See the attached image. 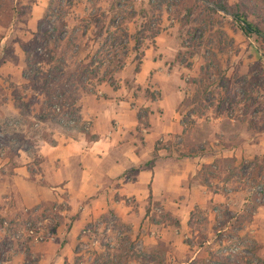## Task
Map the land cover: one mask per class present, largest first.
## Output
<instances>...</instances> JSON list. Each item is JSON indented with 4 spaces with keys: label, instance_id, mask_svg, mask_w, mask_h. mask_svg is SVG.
<instances>
[{
    "label": "rangeland",
    "instance_id": "rangeland-1",
    "mask_svg": "<svg viewBox=\"0 0 264 264\" xmlns=\"http://www.w3.org/2000/svg\"><path fill=\"white\" fill-rule=\"evenodd\" d=\"M181 1L172 0L173 4L168 6L163 4L159 14L151 11L149 0H61L60 4L53 6L56 12L50 16L55 34L60 32L56 57L71 63L79 59L92 61L98 57L104 61L100 73L108 70L107 77L114 85L125 82L139 88L141 85L135 82V74L145 50L156 44L160 34L172 36L161 41H172L170 53L163 52L165 65L172 70V83L175 81L187 94L183 104L187 127L193 126L194 110L200 108L203 113L186 143L207 153L219 145H241L243 140H249L253 147V151L233 156L232 160L221 161L225 158L222 156L211 164H204L203 169L213 183L209 190L228 200H212L207 207L196 205L191 210L189 228L181 232L180 237L167 238L169 243L167 240L158 241L156 248L135 237L128 223L107 214L85 226L70 258L64 256L67 236L59 235L58 227L51 228L56 220H60L65 228L70 223L63 214L66 201L40 206L38 213L30 215L33 219L30 221L27 210L12 208L13 199L10 198L0 202V218L8 221L6 229L0 225V264H15L17 255L21 264H51L57 256L63 258L64 264H264V153L258 148L264 131L253 128L251 116L244 111L246 92L264 105V59L260 44L256 37L245 35L232 14L222 10L217 14L200 8L186 17ZM227 1L234 5L239 0ZM7 2L0 10V40L9 37L12 45L5 50V56L16 60L17 46L20 44L26 56L23 46L30 49L38 28L33 31L28 27L33 0ZM14 4L19 6L16 18L13 16ZM260 5L264 7L263 1ZM143 7L147 12L150 10L146 17L141 12ZM99 9L100 24L104 26L102 31L90 18V13ZM116 14L118 16L113 20ZM148 20L152 27L160 29L157 36L141 27ZM137 36L140 37L138 46ZM173 41L176 47H173ZM217 62L221 73L214 67ZM228 86L233 94L238 92L237 98L241 97L243 101L234 103L233 108L226 103L219 113L220 95ZM3 93L0 83V102L5 99ZM10 121L14 122V127L22 124V119ZM64 121L65 124L58 126L63 130L80 124L76 120ZM26 124L37 131L38 126ZM7 126L1 125L0 132L6 131ZM196 133H201L203 139L194 142ZM180 141L178 143L183 142ZM6 143L2 153L13 157L19 143ZM42 160L35 154L33 163L38 165ZM12 168L0 170V181L1 172H7L4 179H8ZM226 169L228 173L223 172ZM3 207H7L6 212L2 211ZM155 210L165 217L162 209L156 207ZM166 217L173 224L178 223L173 214L168 213ZM4 242H7L8 250L2 245Z\"/></svg>",
    "mask_w": 264,
    "mask_h": 264
},
{
    "label": "crops",
    "instance_id": "crops-1",
    "mask_svg": "<svg viewBox=\"0 0 264 264\" xmlns=\"http://www.w3.org/2000/svg\"><path fill=\"white\" fill-rule=\"evenodd\" d=\"M51 2L33 0L30 29L37 30ZM18 7H12L13 13ZM168 37L172 36L160 34L156 44L145 50L135 74V82L141 87L101 81L95 92L82 93L79 126L65 130L47 121L36 124L38 105L32 113L21 112L14 95L26 82V56L19 44L15 52L18 59L6 57L5 50L12 41L7 36L0 40V83L5 98L0 102V126L10 125L0 132V170L13 167L8 179H4L7 172H1L0 202L12 198V208L29 210L65 200L63 214L70 223L67 228L62 223L57 228L59 235L67 236L64 256L72 258L74 244L85 226L107 214L128 223L131 233L153 248L160 240L180 237L189 228L191 210L196 205L207 207L212 200H228L209 190L213 183L204 164L222 156L225 158L221 161L232 160L253 151L249 140L238 146H215L211 153L186 143L202 118L193 113V126L187 127L184 122L187 94L175 81L172 83V70L165 65L163 52L170 53L172 41L161 40ZM15 118L22 119L20 127L12 126L10 120ZM26 123L38 126L37 131ZM193 137L194 142L203 139L201 133ZM7 141L19 143L15 159L2 153ZM258 148L264 153V137ZM35 154L43 159L38 165L33 163ZM156 207L165 217L156 212ZM168 213L179 224L167 220ZM62 259L57 256L51 264H64ZM14 263L21 264L19 255Z\"/></svg>",
    "mask_w": 264,
    "mask_h": 264
},
{
    "label": "trees",
    "instance_id": "trees-1",
    "mask_svg": "<svg viewBox=\"0 0 264 264\" xmlns=\"http://www.w3.org/2000/svg\"><path fill=\"white\" fill-rule=\"evenodd\" d=\"M262 1L264 3V0H239L234 5H230L227 0H183L181 4L186 9V17H190L200 8H206L217 14H219L220 10L232 14L246 36L256 37L257 42L260 44L259 49L261 50L262 59H264V7L260 5ZM60 3L61 0H52L38 30L34 32V37L31 41L32 46L30 49L23 46L26 53V66L23 76L26 82L17 89L18 91L14 96L23 114L30 113L31 109L38 105L39 111L35 115L36 124L47 121L59 126L65 124L64 119L80 121L82 119L80 105L82 93L95 92V87L103 80H109L114 84L113 80L107 77L109 74L108 70H105L102 74L100 73V68L103 66L104 61L98 57L92 58V61L79 59L76 62L72 61V63L64 58L56 57L60 32L57 35L55 34L56 28L51 26L50 16L56 12L53 6ZM7 4V0H0V10ZM149 4L153 13L157 12L160 14L163 4L168 6L173 4V2L172 0H149ZM13 6L17 7L16 4ZM100 10L91 12L90 18L96 24L98 30L102 31L104 26L100 24ZM142 11L145 14L143 16L146 17L150 10L147 12L143 7L141 8ZM252 15L255 16V19L252 18ZM13 16L16 18L17 13L15 12ZM117 16L116 14L113 20ZM141 27H143L144 31H152L153 36H157L160 33L159 28L152 27L150 20L142 24ZM139 38V36L135 37L136 46L139 45ZM51 39L53 41H50ZM214 67L221 73L219 62L214 63ZM246 93L248 99L246 98L244 103L245 114L251 116L250 124L253 128L264 131V122L261 123L259 121L260 119L264 120V105L259 99L251 97L249 92ZM237 95H239L238 92L233 94L231 88L229 86L226 87L223 95H220L219 113L226 103L231 108H233L234 103L241 104L243 99L241 97L237 98ZM193 112L197 115L203 114L200 108ZM252 114L254 115L252 116ZM52 142L55 143V141ZM40 208V206H37L27 210L26 214L30 217V221L33 220L30 215L38 213ZM6 223H8L6 219L0 218V225L3 229H6ZM59 225L60 220H56L55 225L51 228L55 230ZM2 245L5 250L9 249L7 242L2 243ZM1 260L2 252H0V262ZM110 264H113V262Z\"/></svg>",
    "mask_w": 264,
    "mask_h": 264
},
{
    "label": "built area",
    "instance_id": "built-area-1",
    "mask_svg": "<svg viewBox=\"0 0 264 264\" xmlns=\"http://www.w3.org/2000/svg\"><path fill=\"white\" fill-rule=\"evenodd\" d=\"M31 232H34V230H31Z\"/></svg>",
    "mask_w": 264,
    "mask_h": 264
},
{
    "label": "water",
    "instance_id": "water-1",
    "mask_svg": "<svg viewBox=\"0 0 264 264\" xmlns=\"http://www.w3.org/2000/svg\"><path fill=\"white\" fill-rule=\"evenodd\" d=\"M227 13V12H226Z\"/></svg>",
    "mask_w": 264,
    "mask_h": 264
}]
</instances>
